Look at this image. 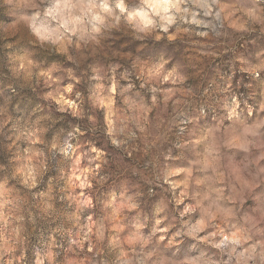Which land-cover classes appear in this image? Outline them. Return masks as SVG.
Here are the masks:
<instances>
[{
  "label": "rangeland",
  "instance_id": "1",
  "mask_svg": "<svg viewBox=\"0 0 264 264\" xmlns=\"http://www.w3.org/2000/svg\"><path fill=\"white\" fill-rule=\"evenodd\" d=\"M19 2L0 0V182L27 203L7 226L18 230L11 252L0 239V264H38L49 252L51 264H264V0H183L172 41L123 18L83 39L61 31L63 52L31 34L21 17L37 9ZM20 57L36 65L30 77L11 72ZM162 61L184 80L141 76ZM50 69L51 79L37 75ZM98 100L112 101L111 135ZM24 129L41 143L16 140ZM32 152L39 183L27 192L10 177ZM49 187L44 215L33 195ZM137 226L147 243H125ZM231 234L237 243L216 247Z\"/></svg>",
  "mask_w": 264,
  "mask_h": 264
},
{
  "label": "clouds",
  "instance_id": "2",
  "mask_svg": "<svg viewBox=\"0 0 264 264\" xmlns=\"http://www.w3.org/2000/svg\"><path fill=\"white\" fill-rule=\"evenodd\" d=\"M44 3L45 0H40ZM138 7L130 9L126 0H50V5L40 10L37 3L33 0H20L18 7L23 9H37L34 15L31 17L23 16L21 19L27 24L31 34L41 42H51L53 44H60V51H65L64 41H61L58 33L63 31L69 37H77L83 39L86 34L93 36L101 31V27L105 24L108 19H115L120 21L121 18L130 26L135 28L137 31L151 33L155 29H159L160 33L167 34V39L172 41L175 36L169 33L170 27L175 23L177 15L181 13V6L183 0H137ZM205 7H207L205 5ZM210 11V9H209ZM224 11V8H221ZM43 17L40 23H37L38 18ZM55 25L49 27V25ZM165 38L164 35H156L157 41ZM70 42V41H69ZM167 61L159 62L152 66H143L140 69L141 76L146 80H158L161 84H177L184 80V77L179 75L175 68L165 71V64ZM36 65L27 58L20 57L17 60L16 65L11 69V72L15 76L23 75L25 78L32 75L33 68ZM51 69L44 71L41 70L37 73L40 77L51 79ZM143 87V85H141ZM66 92L71 91V86L66 87ZM110 92L115 94V85L109 89ZM155 91V89H153ZM172 95L171 90L164 93L165 99L170 98ZM63 100V98L61 97ZM155 97H152V103L155 104ZM64 104H68L72 108L74 116H79L80 113L74 106L69 104L67 100H63ZM125 103H128L125 101ZM97 104L101 107L108 109L107 114V132L106 135H111L113 128V116L115 113L112 111V101H109L107 105L102 100H98ZM142 113H147L149 109L139 108ZM231 114L229 115V118ZM119 119V118H117ZM16 140L24 139L30 144L41 143L37 133L28 129L20 130L15 137ZM15 142V141H14ZM112 144L116 145L117 142L112 140ZM53 147L55 145L53 144ZM92 152L96 153L93 159L100 160L103 156L102 152L97 151L93 148ZM41 155L40 153L32 152L26 155V159L23 164L15 168L11 174V179L16 181L20 188L27 192H32L33 189L37 188L39 180L36 168L33 165V160ZM42 167V165H41ZM99 168V164H97ZM9 179L5 178L3 182H0V223L4 225L3 235L0 236L2 239L3 247L5 251L11 252L14 247V241L18 234V230L8 232L7 226L13 220H22L23 216L18 215L21 212L23 204L27 203V199L21 196L20 191L15 187H8ZM51 187L48 188L47 192H41L33 195V199L40 202V212L44 215H49L52 211V205L48 203L51 200ZM207 198V197H205ZM39 206V205H38ZM84 206L90 207L91 201H85ZM134 206L129 204H119L116 206V211L121 209L132 210ZM187 211H191L188 209ZM212 217L210 216V219ZM91 220V217H89ZM142 226H137L136 230L127 237L125 243L132 245L137 242L147 243L142 241L139 236V230ZM204 227L203 222H199L193 228V232H197ZM117 232L122 231V228L117 227ZM207 239V238H206ZM10 242H13L10 244ZM225 242L237 243L238 238L236 234L225 236L217 248L221 247ZM113 243H117L114 241ZM53 253L49 252L43 260L49 261V264L53 261ZM23 259V255L20 257ZM43 260L39 261L38 264H43ZM8 264H12L9 261Z\"/></svg>",
  "mask_w": 264,
  "mask_h": 264
}]
</instances>
